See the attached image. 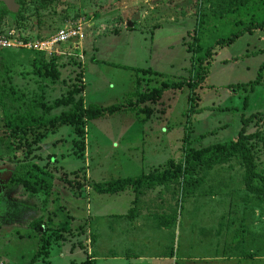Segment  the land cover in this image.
Segmentation results:
<instances>
[{
  "label": "rangeland",
  "instance_id": "374dc122",
  "mask_svg": "<svg viewBox=\"0 0 264 264\" xmlns=\"http://www.w3.org/2000/svg\"><path fill=\"white\" fill-rule=\"evenodd\" d=\"M241 2L248 3L240 6ZM16 4L13 14L5 17V27L16 29L25 40L50 37L65 22L80 20L85 61L83 70L65 57L54 58L58 78H43L36 74L33 63L49 62L44 54L0 50V183L8 180L17 164L30 160L45 166L55 178L47 200L42 195H26L22 188L10 191L12 200L23 205L16 204L15 213L7 218L11 224L0 227V264H29L39 251L43 257L35 264H91L92 257L95 264H171L159 262L161 256L173 262L176 256L183 257V264H210L215 254L234 255V246L264 244V198L245 190L238 156L212 169L197 167L184 180L154 187L151 193L138 195L135 202L131 191L110 195L92 188L94 182L166 170L182 161L185 148L231 143L245 120V131L258 133L248 145L256 170L262 171L264 28L245 31L231 42L224 39L248 27L252 20H264V0H18ZM121 6L127 8L124 13L119 11ZM236 6L239 8L233 11ZM117 15L120 17L112 18ZM129 22H133L131 28H127ZM83 72L87 82H94L85 92L90 94L87 102L84 90L81 94L84 108L121 104L125 110L93 117L79 129L61 125L18 133L21 136L17 137L6 128L5 112L53 116L71 111L72 105L45 111L37 102L51 104L68 98L79 85L76 76ZM181 79L194 85L197 99L192 107L187 87L165 90L153 102L137 101L152 89ZM90 90L102 96L92 98L95 94ZM144 106L151 108V114L142 110ZM124 142L134 148L130 160L118 163ZM81 149V157H77ZM133 162L136 171L130 167ZM113 164L129 165L133 172L118 174L110 169ZM97 165L101 168H95ZM87 207L100 213L113 209L148 222L151 244L146 243L147 228L131 234L139 237L134 250H126L130 233L120 234L116 227L111 232L103 222L93 235L86 232L85 228L92 230L93 221L79 225L76 216L78 210L87 212ZM37 216L47 224V230L41 232L43 240L32 226ZM16 219L24 224L13 222ZM120 221L108 222L116 226ZM160 226L168 231L166 250L160 248V235L156 234ZM94 236L98 242L91 255L87 248ZM16 237H23V243H16Z\"/></svg>",
  "mask_w": 264,
  "mask_h": 264
},
{
  "label": "trees",
  "instance_id": "16d2710c",
  "mask_svg": "<svg viewBox=\"0 0 264 264\" xmlns=\"http://www.w3.org/2000/svg\"><path fill=\"white\" fill-rule=\"evenodd\" d=\"M246 3L248 2H241L240 6H244ZM238 8L239 6H236L233 11H236V9ZM6 13L7 10L5 8H2L0 10V22ZM255 28H264V20H252L248 27L238 31L229 38L224 39V42H231L232 40L238 38L245 31H251ZM206 54H209V50H207ZM45 58L49 62L45 63L36 61L33 63L36 74L43 78L51 77L57 79L59 73L54 60H52L53 58ZM69 62H73V64L78 65V63L75 62L73 58L69 59ZM196 72V77L199 78L201 72L200 68ZM82 77V73H79L76 76L75 79H80V81H78L79 85L73 87V89L69 93L68 98L66 97L54 100L51 104H46L42 101L37 102V107L45 111L57 109L61 106L72 105V110L68 113L53 116H42L39 114H35L32 111H27L24 113H5L6 127L11 132L22 134L34 132L41 128H51V130H53L61 125H70L79 129L80 124L81 126H83L87 120H90L93 117L112 115L121 110H125V108L122 109L124 106H122L121 104L101 107L98 109L84 108L83 98L81 96L84 90ZM199 83L200 82H197V85ZM193 86L194 85L190 80H176L172 83L162 84L158 89H152L149 95H147L146 93L143 96L138 97L137 101L141 103L140 101H146L149 99L151 100L150 102H153L155 99H158V97L165 90L182 89L187 87L190 92L188 95V104H190V106L192 107L195 103V99H197V96L192 91ZM76 95H80V97L76 99ZM190 106L189 109L191 108ZM130 109L134 110L135 108L131 106ZM142 110H144L146 114H151L152 111L148 106H144ZM136 113H139V110L135 111V114ZM245 125L246 120L242 122V127L238 132L236 140L231 143L229 142L228 144L207 146L198 150H188L187 148H185V152L181 162L174 166L171 165L168 169L163 170L159 173H148L141 174L139 176L118 178L102 183L94 182L92 183V188L98 194L113 195L125 190L138 192L143 187H164L170 182L184 180V178L197 167L212 169L215 165L224 163L226 160L238 156L241 159L244 169L245 190L256 197L264 198V167L260 172L256 170L254 156L250 146L248 145L249 142L258 138V133H247L244 128ZM83 131V128H81V130L79 131L81 136L84 135ZM83 150H85V148H83ZM83 150L81 149V151L76 154L77 157H81L80 153H82ZM77 174L78 173H75V175ZM54 179V175L50 171H48L45 166H41L34 162H26L19 164L14 169L7 185L21 186L26 193L30 195H42L45 197V200H47L50 197L51 190L53 189ZM256 180L258 181V183L255 182ZM32 226L39 232V228L43 226V222L39 220L37 222H34ZM44 230H47V228H45ZM43 235L44 233H41V240H43ZM43 247L44 245L42 246V249ZM40 257H43L41 251L35 254L29 264H35L36 260ZM84 264L88 263L85 262Z\"/></svg>",
  "mask_w": 264,
  "mask_h": 264
},
{
  "label": "crops",
  "instance_id": "0c3cea01",
  "mask_svg": "<svg viewBox=\"0 0 264 264\" xmlns=\"http://www.w3.org/2000/svg\"><path fill=\"white\" fill-rule=\"evenodd\" d=\"M133 7L134 8L135 7H139L140 8L142 6H132L131 8H133ZM150 8H152V7L150 6ZM107 9H111L110 11H113L112 13L115 14V12H114V10H113V8L111 6H108ZM119 9H120L119 11L123 12V13H124V11L127 10V8H125V6H121ZM123 13H121V14H123ZM119 17H120V15H117V16H114L112 18H119ZM95 60H96V62L98 61L97 59H95ZM90 62H92V61H90ZM82 74H83V77H84V82H83L84 94H83V96L85 98L84 101H86V98H87L88 94H86L85 92H86L87 89L89 90V89H91L93 87L94 82H92V83L87 82L86 77H85V72H83ZM90 91H91V94H95L94 97H92V98H95L97 95L99 97L102 96V94L99 93L97 90H94V91L90 90ZM89 96H90V94H89ZM86 102H85V106L88 105ZM124 143H125V147L122 148L123 152L120 155L122 157L119 156L117 158L118 159V163L121 162V161L127 162L128 160H130L129 154L131 153V149L134 148L133 145H130V143H128V142H124ZM156 144L159 145V142L156 143ZM96 146L99 147L98 145H96ZM85 147H86V149H88L87 146H85ZM98 149H100V147ZM134 165L135 164L133 162V164L130 165V167L133 168V171H136L135 170L136 166H134ZM127 167H129V165H120V164L114 165L113 164L112 168H110V169L115 170L116 173H118V174H121V172L124 173L126 171L133 172V171H131V169H129ZM95 168H99L100 169L101 167H99L97 165V167L95 166ZM104 168H105V166H104ZM105 169L107 170V168H105ZM141 174H144V173L142 172ZM146 174H148V173H146ZM86 175L88 176V174H86ZM123 176L132 177L131 175H123ZM133 176H139V175H133ZM120 178H124V177H120ZM152 189L153 188L143 187L138 192H133L131 190H125L123 192L117 193V195L121 194V193H129L131 191L132 194H134L135 197H136L135 200H134V202H135L136 200H138V198H137L138 195H141V194L142 195H146L149 192L151 193ZM113 195H116V194H113ZM76 202H79V200H76ZM4 205L5 204H3V207H4ZM132 207H134L133 204H132ZM8 210H9V207L7 205V210L6 211H8ZM86 210H87V212L78 210L79 216H76V217H80V221L83 220L82 222L79 221V225H87L88 224L87 222L93 221L92 222V230L90 229V230L87 231V229L85 228L84 230L86 232H88V233L90 232L93 235L94 234V230H95V232H97L101 222H103V226L106 224L107 229H111V232H114L115 231V227H116L120 231V234H125V232L126 233H130V236H129L130 242L128 243V247H127L126 250H134V248H133L134 241L138 242L139 237L131 235V234L132 233L136 234V232L138 230H141V229H144V228L146 230V228H147L148 229V232H147L148 239H146V243H147V245L151 244L152 230L150 229L148 222H146L144 220L141 221V220H139L138 217H130V216L126 217L125 213H120V212H115V211L113 212V209H110L108 212H103V213H100V211H98L95 207H94V211L93 212L91 211V210H93V207L90 210H88V207H87ZM143 212L146 213L145 210H143L142 213ZM128 218H130L131 220H129ZM112 219H117V220H121V221L118 224H116V226H115L114 223H109L108 222V221H110ZM45 221H46V219H45ZM17 222H18V219H17ZM257 223H259V222H257ZM20 224H22V223H20ZM44 225L47 227L46 222H44ZM160 227L163 228V229L162 228L160 229V230H162V232L160 230H157L156 234L160 235V239H158V241L160 243V248L162 247L163 250H166V248H167L166 244L168 242V233H167L168 231H166L167 228H165L163 226H160ZM28 235H30V233H28ZM14 241L16 243L20 244V243H23L24 238L21 237V238L18 239V237H16V239L14 238ZM92 242L93 243H91L90 239H88V241H87V243H91L88 246V248H87V250L90 251L91 255H92V253H94V249H96L95 248V244H97L98 238L96 239L95 236H94V240ZM146 243H143V245H146ZM93 246H94V248H93ZM234 248H229L228 249L229 251H232L233 249L235 251H237L234 255H230L229 254L227 256L225 255V256H220L219 257L218 254H215L212 258H210L211 259L210 260V264H213L214 262H216L215 264H264V244H262V243L256 244L255 243V244L246 245V246L237 245V246H234ZM223 250H225V249H223ZM83 251H85V248H83ZM89 260L92 261L91 264H95L96 263V261L93 260V257L89 258ZM158 260H159V262H171V264H180V263L183 264V262H185V259L183 257H177V256L175 257V262H173V260L170 257H168V256H161V258H158ZM187 261H189V260H187Z\"/></svg>",
  "mask_w": 264,
  "mask_h": 264
},
{
  "label": "built area",
  "instance_id": "2783aa9c",
  "mask_svg": "<svg viewBox=\"0 0 264 264\" xmlns=\"http://www.w3.org/2000/svg\"><path fill=\"white\" fill-rule=\"evenodd\" d=\"M82 22L68 21L63 24L52 36L44 39L23 40L24 36H20L16 29H6L0 26V50L5 49H26L44 54L47 58H73L78 63L79 69L84 70V51L83 41L85 38L82 29ZM84 82V77H82Z\"/></svg>",
  "mask_w": 264,
  "mask_h": 264
},
{
  "label": "flooded vegetation",
  "instance_id": "af4514ba",
  "mask_svg": "<svg viewBox=\"0 0 264 264\" xmlns=\"http://www.w3.org/2000/svg\"><path fill=\"white\" fill-rule=\"evenodd\" d=\"M18 0H4V2H1L0 1V10L2 9V8H5L6 10H7V13L3 16V18H2V20H1V22H0V26H8V23H7V21H6V16H8V15H11V14H13V12L15 11L14 9H15V6L17 5L16 4V2H17ZM6 113V112H5ZM5 113H4V116H5ZM4 124H5V121H4ZM5 126H6V124H5ZM7 128V127H6ZM8 129V128H7ZM9 130V129H8ZM11 132V131H10ZM11 133H13V134H16L17 135V137H20L21 136V134H18V133H15V132H11ZM28 133H33V132H28ZM39 143V142H38ZM38 143H37V146H38ZM31 146V145H30ZM39 150H40V148H38ZM27 162H34V161H27ZM23 163H26V162H23ZM34 163H36V162H34ZM19 164H21V163H19ZM19 164H17L15 167H14V169L19 165ZM38 164V163H37ZM40 165V164H39ZM41 166H43V165H41ZM14 169H12L11 170V172H10V174H9V177H8V180H6L5 182H2V183H0V189H2L1 191H0V227H1V225H9V224H11V222H9L8 220H7V218H9V216L11 215V213L12 212H14L15 213V211H16V204H18V205H23V204H19V203H17V200H12V197H11V195H10V191L12 190V188H22L21 186H8L7 184H8V181H9V179H10V177H11V175H12V173H13V171H14ZM23 189V188H22ZM24 190V189H23ZM24 193L26 194V195H29V196H37V195H30V194H28V193H26L25 192V190H24ZM3 204H5L4 205V207H3ZM7 205H8V207H9V210L8 211H6L7 210ZM39 218V219H38ZM42 217H40V216H37V220L39 221L40 219H41ZM35 219V220H36ZM20 220V219H19ZM43 219H41V221H42ZM13 222H17V219L16 220H14ZM43 222V221H42ZM18 223H22V224H24V222H22V221H18ZM27 227H29L28 225H27ZM41 227H43L44 229L46 228V226L44 225V222H43V226H41ZM40 227V228H41ZM1 229V228H0ZM30 229V228H29ZM32 230V229H31ZM36 232L38 233V234H40L41 232H43V231H40V229H39V232L36 230Z\"/></svg>",
  "mask_w": 264,
  "mask_h": 264
},
{
  "label": "water",
  "instance_id": "95a60500",
  "mask_svg": "<svg viewBox=\"0 0 264 264\" xmlns=\"http://www.w3.org/2000/svg\"><path fill=\"white\" fill-rule=\"evenodd\" d=\"M1 2H4V0H0ZM133 26V22H129L128 24H127V28H131ZM44 230V228L43 227H41L40 228V231H43Z\"/></svg>",
  "mask_w": 264,
  "mask_h": 264
}]
</instances>
